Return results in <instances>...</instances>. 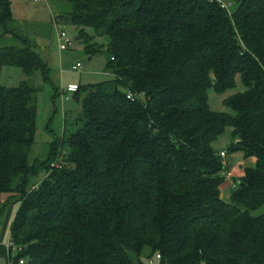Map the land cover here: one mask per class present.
<instances>
[{"label": "trees", "instance_id": "obj_1", "mask_svg": "<svg viewBox=\"0 0 264 264\" xmlns=\"http://www.w3.org/2000/svg\"><path fill=\"white\" fill-rule=\"evenodd\" d=\"M230 1L227 12L216 0H57V19L87 56H106L112 78L77 86L79 113L30 161L38 95L49 86L54 104L62 90L0 0V41L15 42L0 48V73L26 77L0 85V218L17 206L14 264H264V0ZM210 91L229 94L228 112L210 109ZM226 128L231 143L216 151ZM220 152L254 161L228 201Z\"/></svg>", "mask_w": 264, "mask_h": 264}, {"label": "rangeland", "instance_id": "obj_2", "mask_svg": "<svg viewBox=\"0 0 264 264\" xmlns=\"http://www.w3.org/2000/svg\"><path fill=\"white\" fill-rule=\"evenodd\" d=\"M11 4L12 16L16 22V29L19 34L27 37L35 46V51L41 59L46 63L50 70V76L55 86L61 90L67 88L68 85L87 86L100 84L112 78L111 74L106 70V56L103 53L93 57L87 56L83 52L82 42L77 40V32L73 27H63L59 23L54 22V18L61 14V8L57 5V0H44L43 3H35L33 0H9ZM230 3V0H222ZM64 31L71 40V46L66 50H60V42L56 35V28ZM15 42L10 37L2 38L1 47L14 45ZM77 63L81 64V68L73 71ZM26 80L21 70L17 67L7 66L1 69L0 85L5 88H15L20 82ZM36 85H42L39 76L33 78ZM237 91H242L240 83L237 84ZM53 91L43 85L42 92L38 95L37 100V118H36V134L35 143L31 151L30 161L36 158L43 159L49 152L50 143L55 138H61L63 133V116L65 113L77 115L79 106L73 100L72 95L65 99L60 95L52 104L51 97ZM229 94L218 96L213 91L209 92L210 109L217 112H228L223 105V99ZM56 113L52 116L53 108ZM231 143V129L226 128L221 136L218 137L213 144L216 151H227ZM227 168L233 169V181L239 179L243 175L245 167H253L254 162L245 161L241 153H230L226 156ZM222 188V187H221ZM233 188L229 187V192ZM17 206H10L2 218H0V240L6 242L8 236L6 233L8 225L15 214ZM264 212V208L257 211L255 215ZM0 241V243H2ZM17 253L11 252L10 259L8 256L0 257V264H10ZM157 259V258H156ZM151 264H156L152 261Z\"/></svg>", "mask_w": 264, "mask_h": 264}, {"label": "built area", "instance_id": "obj_3", "mask_svg": "<svg viewBox=\"0 0 264 264\" xmlns=\"http://www.w3.org/2000/svg\"><path fill=\"white\" fill-rule=\"evenodd\" d=\"M35 3H43L44 0H33ZM218 2V4L220 5V7L224 10H226L227 12H230L232 5L230 3H226L222 0H216ZM54 22L57 24H61L63 27L67 26L62 20L56 19L54 18ZM56 28V27H55ZM65 29H61L59 30V28H56V35L57 38L60 42V46L59 49L60 50H66L67 47L71 46V40L69 39L68 35L66 34V32L64 31ZM81 68V64L77 63L74 67H72L73 71H77ZM77 86L76 85H68L66 89L62 90V95L65 96V99H68L69 95L74 94L77 91ZM128 99H132V95L128 94L127 95ZM226 153L225 152H220V157L225 161L226 159ZM224 166H226L225 162H224ZM51 167H59V164H54L51 165ZM223 178H224V182H228V187L230 188H235V182L232 181V172L225 170L222 174ZM4 248L6 249L7 252V256L10 259V254L11 252H15V253H20L22 250L20 247L15 246L13 243H11V241L9 240V233H8V240L6 242H2L1 243ZM159 258V257H158ZM10 264H14L13 261L10 262ZM17 264H23V261L20 260Z\"/></svg>", "mask_w": 264, "mask_h": 264}, {"label": "crops", "instance_id": "obj_4", "mask_svg": "<svg viewBox=\"0 0 264 264\" xmlns=\"http://www.w3.org/2000/svg\"><path fill=\"white\" fill-rule=\"evenodd\" d=\"M250 161L254 162L253 160H250ZM227 167H228V166H227ZM227 170H228V171H231L232 174H233V169L228 168ZM232 181H233V177H232ZM229 194H230V192H229L228 182H225V183L222 185L220 197H221L222 200H224V201H228ZM16 210H17V208L15 209V211H16ZM9 226H10V224L8 225V228H7V232H6V233H8V231H9ZM7 236H8V234H7ZM0 241H1V240H0ZM1 242H3V241H1Z\"/></svg>", "mask_w": 264, "mask_h": 264}]
</instances>
